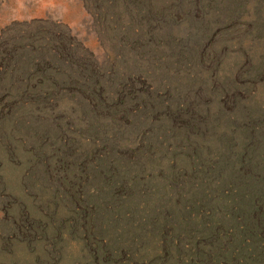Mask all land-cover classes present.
<instances>
[{
	"label": "rangeland",
	"instance_id": "obj_1",
	"mask_svg": "<svg viewBox=\"0 0 264 264\" xmlns=\"http://www.w3.org/2000/svg\"><path fill=\"white\" fill-rule=\"evenodd\" d=\"M0 264H264V0H0Z\"/></svg>",
	"mask_w": 264,
	"mask_h": 264
}]
</instances>
